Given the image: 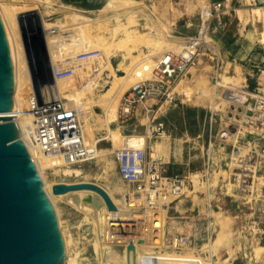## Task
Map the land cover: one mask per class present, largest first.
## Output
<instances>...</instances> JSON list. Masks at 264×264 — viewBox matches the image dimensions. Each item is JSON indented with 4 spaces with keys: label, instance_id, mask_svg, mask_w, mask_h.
Masks as SVG:
<instances>
[{
    "label": "rangeland",
    "instance_id": "374dc122",
    "mask_svg": "<svg viewBox=\"0 0 264 264\" xmlns=\"http://www.w3.org/2000/svg\"><path fill=\"white\" fill-rule=\"evenodd\" d=\"M0 10L12 47L20 53L14 63L21 114L32 116L29 101L41 87L63 95L74 90L99 133L111 135L98 157L78 165L66 161L51 166L33 145L44 185L98 183L122 212L141 214L139 222L148 227L138 242L137 264H264V127L247 124L245 105L229 99L244 86L250 92L259 87L264 91V64L251 66L239 53L247 45V31L255 30L256 39L251 40L264 46V0H0ZM234 16L243 23L244 40L236 43L234 21H225ZM68 25L79 38L77 44L61 45L59 49L67 48L56 52L47 44L49 36L68 40L63 32ZM192 43H198L197 56L171 84L172 99L160 103L151 117L140 107L133 121L119 122L124 94L154 76L163 55L179 53ZM63 51L75 53L66 57ZM53 53L59 55L57 62ZM84 53L92 56L79 58ZM60 60L63 68L74 66L76 75L53 83L50 68L59 67ZM107 112L115 115L110 122ZM151 121L163 123L168 131L145 135ZM225 130L231 134L222 140ZM139 135L165 174L186 178L183 193L157 211L149 210L145 201H130L135 186L119 171L118 150L126 137ZM65 164L84 174L65 175ZM245 166L252 178L245 177ZM51 191L66 247L69 242L65 264H129L127 241L109 239L110 227L99 224L108 209H80L69 197Z\"/></svg>",
    "mask_w": 264,
    "mask_h": 264
},
{
    "label": "built area",
    "instance_id": "2783aa9c",
    "mask_svg": "<svg viewBox=\"0 0 264 264\" xmlns=\"http://www.w3.org/2000/svg\"><path fill=\"white\" fill-rule=\"evenodd\" d=\"M198 43L191 48H183L179 53L167 52L158 61L155 74L143 79L124 96L119 110V122L125 124L137 118L139 108H143L149 117L155 115L156 108L164 100L172 99L170 88L173 82L185 72L189 64L194 63L197 56ZM92 53L80 54L79 58L88 59ZM52 67V65H51ZM53 83L65 81L76 75L74 66L51 68ZM47 85V84H45ZM67 87V86H66ZM34 93L30 101L29 112L33 117V129L36 140L48 154H59L69 164L78 165L98 157L102 143L110 140L108 131L99 133L95 120L86 113L79 92L70 90L63 95L46 86ZM48 93V94H47ZM229 98L238 104L245 105L243 114L250 126L264 127V91L259 87L250 92L247 87L232 91ZM251 113V114H250ZM168 131L163 123H151L145 129V135L165 134ZM230 131L220 134V139L226 140ZM141 136V135H139ZM138 136V137H139ZM144 137V136H143ZM113 140V139H112ZM119 171L123 178L135 186V193L130 198L145 201V206L157 211L163 206H169V199L181 195L185 188V176L165 174L158 159L148 155L144 143L138 146L125 145L117 152ZM136 203V202H135ZM186 238H181V242ZM177 241V240H176Z\"/></svg>",
    "mask_w": 264,
    "mask_h": 264
},
{
    "label": "water",
    "instance_id": "95a60500",
    "mask_svg": "<svg viewBox=\"0 0 264 264\" xmlns=\"http://www.w3.org/2000/svg\"><path fill=\"white\" fill-rule=\"evenodd\" d=\"M51 70V68H50ZM14 68L0 10V264H65L66 246L56 207L44 188L32 153L21 138L14 106ZM251 114V113H250ZM92 189L117 211L103 187L93 183L53 186L54 194ZM129 252H135L129 244Z\"/></svg>",
    "mask_w": 264,
    "mask_h": 264
},
{
    "label": "bare ground",
    "instance_id": "6f19581e",
    "mask_svg": "<svg viewBox=\"0 0 264 264\" xmlns=\"http://www.w3.org/2000/svg\"><path fill=\"white\" fill-rule=\"evenodd\" d=\"M258 15V14H257ZM78 18V17H77ZM76 18V19H77ZM67 24V23H66ZM64 24V27L65 25ZM63 25V24H62ZM93 25V24H92ZM6 26V30H7V27H8V23L5 24ZM70 26V25H68ZM64 28L62 31L65 32L66 31V34H64L65 37H68V40H60L59 37L57 38L56 36L54 35H50L49 36V41L47 42L48 46H50L51 48L55 49L57 48L56 52L58 51L59 47L61 45H68L70 42H72V44H77L76 42L78 41V37L76 36L77 34H73V31H72V26H70L71 28ZM59 28V27H58ZM61 28V27H60ZM44 30V29H43ZM49 28L47 27V30L48 31ZM57 31V30H56ZM68 31V32H67ZM45 32V31H44ZM49 32V31H48ZM47 33V32H46ZM55 33V32H54ZM90 33V32H89ZM7 34H8V39H9V43H10V51H11V58H12V62H13V68H14V94H13V98H14V106H13V109L12 111L9 113L10 115H13V118L18 122L19 124V128H20V131H21V138L25 140V142L27 143L31 153H32V156L34 158V161L36 163V166H37V169H38V172L40 174V177L43 181L47 182L46 181V178L44 176V171L42 170V167H41V162H40V155L38 154V150H35L34 149V146L33 145H36L40 148L37 140H36V134L34 132V129H33V117L29 116L28 117V114L26 113V115H22L21 112H20V103L18 101V98H17V104H18V107H16V86H17V80H16V69H15V63H17L19 60H20V53H18L17 51H15L13 49V38L12 36L9 35L8 33V30H7ZM50 34V33H49ZM72 36H75L72 38ZM61 37V36H60ZM46 39V38H45ZM66 47L64 48H60V50H63V49H66ZM80 49V47H79ZM54 50V52H55ZM75 51L78 50V49H74ZM72 50V51H74ZM70 50V52H72ZM68 52V51H67ZM68 53V54H65V51L62 52V54L64 53V55L67 57V56H71L73 55L74 53ZM23 54V52H22ZM53 59L52 61L53 62H57V60L59 59V55L58 54H54L51 56ZM58 57V58H57ZM15 62V63H14ZM19 72H17V79L19 78ZM122 88H126V86H122ZM123 90V89H122ZM33 96L30 98V101L32 100ZM230 99V98H229ZM30 101H29V105L28 107L30 106ZM216 109V107H213ZM0 116H5L3 113L0 114ZM245 116V115H244ZM25 123L22 124V119L25 118ZM108 119V122H110L112 120V118H115V115L114 113H111V112H107V117ZM111 137V135L109 136ZM113 137V136H112ZM145 138L143 136H130V137H126L125 138V145H130V146H138L140 145L142 142H144ZM163 143V142H162ZM250 144V143H249ZM244 145V144H243ZM251 145V144H250ZM249 145V147H250ZM242 146V145H241ZM245 146V145H244ZM247 147V146H246ZM248 147V148H249ZM241 148V147H240ZM41 149V148H40ZM242 149V148H241ZM245 149V148H244ZM42 150V149H41ZM241 150H239L238 153H240ZM43 152V150H42ZM46 157L48 156L47 158V162L51 165V166H55V165H61L62 162H66L64 161L61 156L59 154H48V153H45L43 152ZM99 156V155H98ZM247 160V159H246ZM255 161V160H254ZM250 163V162H249ZM67 165V164H65ZM248 166V165H246ZM243 169V172H245L244 174H246L245 177H249L250 175H248L247 172L248 171V167H246ZM255 167V166H254ZM64 169V170H63ZM62 169V172L65 174V175H68V176H75L77 178L81 177L83 174H84V171L82 169H75L73 168V166H66ZM59 170V169H58ZM255 172V171H254ZM252 178V175L250 176ZM249 177V178H250ZM248 179V178H247ZM114 181V180H113ZM244 181V180H243ZM112 182V181H111ZM44 183V182H43ZM79 183H83V182H72V183H64V184H79ZM87 183H92V182H87ZM59 184V183H58ZM93 184H96V185H99L98 183H93ZM114 184V182H113ZM247 184V183H246ZM55 185V184H54ZM50 186L48 183H46L44 185V188L46 190V192L48 193V195L51 197L52 201L54 200L53 199V195H52V191H51V188L53 189V186ZM101 186V185H99ZM247 186V185H246ZM251 186V185H250ZM103 187V186H101ZM104 188V187H103ZM105 189V188H104ZM106 191H108L107 189H105ZM109 193V192H108ZM54 194V192H53ZM110 194V193H109ZM56 195V197H62V196H67L69 197V202L72 203L73 205L75 206H78V208L82 209L84 208V206H86V209L88 208V210H91L89 207H96V208H100V210H103V213L108 209V212H105L107 213L106 217H103L101 219H99L101 226L103 225H108L110 228L107 229L109 231H107L106 235L109 239H118L122 241V239H125L127 241V247L129 246V244H134L135 247H136V251L135 252H129L128 250V254H129V264H137L138 262V257L137 255L140 254L138 251V242L143 240V230H144V227L147 226V225H142L141 222H139V219H141L143 216H141V214H137L136 215H131L130 214H126L124 212H122V210L120 209V207H118V210L117 211H114V210H110L108 205H107V202L105 200V198L97 191L95 190H92V189H82V190H71L67 193H63V194H54ZM110 196H112L110 194ZM115 203V202H114ZM55 205V204H54ZM138 212V211H137ZM144 215V213H143ZM154 215V214H153ZM96 216V215H95ZM155 216V215H154ZM97 217V216H96ZM161 217V216H160ZM155 217H153L154 219ZM144 219V218H142ZM146 219V218H145ZM161 219V218H160ZM148 220V219H147ZM158 220V219H157ZM156 220V221H157ZM131 221H136V223H129ZM127 222V223H126ZM160 222V221H159ZM158 222V223H159ZM157 223V224H158ZM164 223V222H163ZM141 224V225H140ZM162 225V224H161ZM159 225V226H161ZM148 227V226H147ZM157 227V226H156ZM148 229V228H147ZM158 229V228H157ZM161 230V228H159ZM159 229L157 231H159ZM148 231V230H147ZM119 233H121L122 235H119ZM125 233V234H124ZM159 233V232H158ZM127 234V235H126ZM155 234V233H154ZM105 235V236H106ZM126 235V236H125ZM159 235V234H158ZM156 237V236H155ZM162 238V237H161ZM159 242V240H157ZM156 241V242H157ZM161 241V240H160ZM155 242V241H154ZM144 245V243L142 244ZM142 245H140V247H142ZM146 245V244H145ZM66 246V244H65ZM155 246V245H154ZM67 247H69V242L67 240ZM66 247V248H67ZM144 247V246H143ZM147 247V246H146ZM143 249V248H142ZM214 250V249H213ZM142 251V250H141ZM144 252V251H142ZM138 253V254H137ZM138 264H141L138 263Z\"/></svg>",
    "mask_w": 264,
    "mask_h": 264
},
{
    "label": "crops",
    "instance_id": "0c3cea01",
    "mask_svg": "<svg viewBox=\"0 0 264 264\" xmlns=\"http://www.w3.org/2000/svg\"><path fill=\"white\" fill-rule=\"evenodd\" d=\"M225 21L228 24H230L229 21L232 23L234 21L233 25L236 26V37H237L235 43L238 42L239 39H241L243 41L244 40L242 38V36H243V32H242L243 31V23L240 22L239 20H237V16H234L233 18L229 17ZM251 25H253V24H251ZM237 26H238V28H237ZM249 33L251 36H248ZM245 36L247 38V45H244V48H241L239 53L245 54L244 58L249 60L250 65L253 63L254 64L257 63L258 65H255V66L260 67V64H264V46H263V44H258L255 40H251V39H256L255 38L256 37V31L255 30H253L251 32L247 31V34H245ZM258 42L260 43V40ZM251 73H252V71L249 72V74H251Z\"/></svg>",
    "mask_w": 264,
    "mask_h": 264
}]
</instances>
